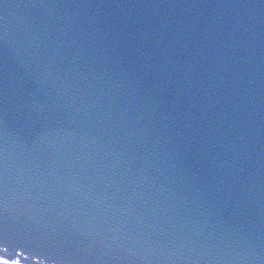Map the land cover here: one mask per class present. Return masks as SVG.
Segmentation results:
<instances>
[{"label": "water", "instance_id": "1", "mask_svg": "<svg viewBox=\"0 0 264 264\" xmlns=\"http://www.w3.org/2000/svg\"><path fill=\"white\" fill-rule=\"evenodd\" d=\"M0 264H264V0H0Z\"/></svg>", "mask_w": 264, "mask_h": 264}]
</instances>
